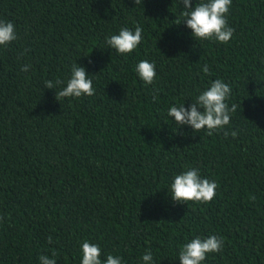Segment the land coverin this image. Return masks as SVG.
I'll return each instance as SVG.
<instances>
[{"label":"trees","instance_id":"16d2710c","mask_svg":"<svg viewBox=\"0 0 264 264\" xmlns=\"http://www.w3.org/2000/svg\"><path fill=\"white\" fill-rule=\"evenodd\" d=\"M182 11L181 0H0L18 36L0 46V264L52 253L81 264L84 240L102 260L144 264L151 250L153 264H180L185 243L211 235L223 250L203 264H264V0H232L227 44L195 40ZM137 25L132 53L107 45ZM141 60L155 62L152 84ZM75 62L95 94L59 101L45 81H67ZM216 79L237 105L229 125L208 135L168 116ZM189 168L217 182L211 202L172 199Z\"/></svg>","mask_w":264,"mask_h":264},{"label":"clouds","instance_id":"9594fccd","mask_svg":"<svg viewBox=\"0 0 264 264\" xmlns=\"http://www.w3.org/2000/svg\"><path fill=\"white\" fill-rule=\"evenodd\" d=\"M141 2L142 0H134L135 5H139ZM181 4L183 6L182 22L191 29L195 40H215L222 44L229 43L235 31L228 25L226 19L232 0H199L194 4L193 0H181ZM182 22L177 20L176 24ZM142 32L143 29L139 25L134 30L122 27L118 34L107 37L106 43L119 54H130L142 42ZM17 38L14 23L0 20V46L7 47ZM30 67L31 65H22L21 71L27 72ZM135 70L146 84L154 82L156 78L154 61L141 60ZM203 72L210 74L207 64L203 66ZM61 85L64 86L57 90ZM45 88L55 89L56 99L59 101L62 98H79L95 94L89 73L84 66L77 62L72 64L71 75L67 81L46 80ZM231 93L232 88L228 83L222 79H216L188 107H185L184 103L178 107H170L168 116L174 118L175 123L179 126L188 125L195 132L207 129V134L212 135L214 131L229 125L231 114L237 110L236 104L229 106L227 103ZM224 135L227 136L228 132H225ZM231 135L235 137L237 133L233 131ZM217 187V182L202 177L198 168H189L175 175L170 185L172 199L178 203H187L188 201L209 203L215 198ZM251 199L254 201L255 197L252 196ZM2 220L3 217L0 216V221ZM51 242L52 237L49 236L48 243ZM223 246L224 241L218 235L206 238L197 236L181 247L178 255L180 264H203L209 253L221 252ZM80 247L82 251L81 264H122L121 257L112 254H107L106 259L102 260V249L99 244L84 240ZM55 255L52 253L53 258H49L48 255H40V264H57ZM142 260L144 264H153L151 250L143 255Z\"/></svg>","mask_w":264,"mask_h":264}]
</instances>
